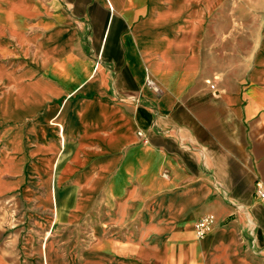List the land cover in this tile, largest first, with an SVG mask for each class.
<instances>
[{
	"label": "crops",
	"instance_id": "1",
	"mask_svg": "<svg viewBox=\"0 0 264 264\" xmlns=\"http://www.w3.org/2000/svg\"><path fill=\"white\" fill-rule=\"evenodd\" d=\"M234 10L242 51L225 0H0V264H264V5Z\"/></svg>",
	"mask_w": 264,
	"mask_h": 264
},
{
	"label": "rangeland",
	"instance_id": "2",
	"mask_svg": "<svg viewBox=\"0 0 264 264\" xmlns=\"http://www.w3.org/2000/svg\"><path fill=\"white\" fill-rule=\"evenodd\" d=\"M226 2H230L231 4V19H232V27L230 28L232 35L239 37L240 42L236 45L238 46V50L242 51L246 49V47H249L250 38L251 35H253V29L254 27L247 25L245 26L242 24L239 20L246 18L242 14H239L238 11H235L234 8L238 6L240 3H257L264 5V0H225ZM250 24V23H249ZM0 76H2V73H0ZM108 230L107 227H105V231ZM104 233V230L101 232ZM96 234L91 233L87 236V244L93 243L96 239Z\"/></svg>",
	"mask_w": 264,
	"mask_h": 264
},
{
	"label": "built area",
	"instance_id": "3",
	"mask_svg": "<svg viewBox=\"0 0 264 264\" xmlns=\"http://www.w3.org/2000/svg\"><path fill=\"white\" fill-rule=\"evenodd\" d=\"M146 82L149 86L153 88L154 91L156 92L159 91L158 86L154 84L151 79L148 78ZM138 135H140L139 132H138ZM258 194L262 199H264V190H261V188H258ZM212 220H213L212 215L207 214V215L201 216L195 221L193 225V231H194V235L196 238H203L208 234L211 228Z\"/></svg>",
	"mask_w": 264,
	"mask_h": 264
}]
</instances>
